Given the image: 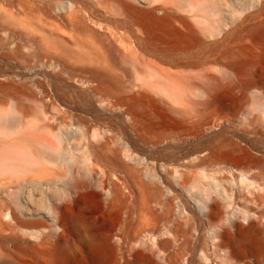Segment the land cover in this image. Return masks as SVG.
Segmentation results:
<instances>
[{
  "label": "rangeland",
  "instance_id": "rangeland-1",
  "mask_svg": "<svg viewBox=\"0 0 264 264\" xmlns=\"http://www.w3.org/2000/svg\"><path fill=\"white\" fill-rule=\"evenodd\" d=\"M74 10L78 18L71 16ZM133 13L138 19L130 17ZM148 13L159 19L151 21ZM262 22L264 0H0V108L9 110L0 123L4 132L0 134V174H4L0 175V264H49L39 251L54 248L64 235L60 208L75 207L83 195L89 199L85 208L89 216L100 224L111 222L109 237L121 264L132 260L136 251L150 255L156 264H238L221 246L220 235L236 225L264 229V165L259 160L242 167L219 163L191 171L188 161L197 165L212 153L198 145L169 150L166 157L152 156L175 165L163 172L171 186H163L159 198L141 193L124 175H117L123 180L119 181L106 173L102 164L90 159L82 135L64 145L61 153L53 152L64 168L61 176H27L23 182L2 184L9 176L2 160L8 144L28 138L33 129L23 134L21 126L32 123L45 101L61 109L90 111L95 103L109 116L125 113V123L112 120L114 127L128 139L137 137L151 145L182 143L217 132L223 134L213 141L214 151L223 141L226 149L248 152L240 136L264 152V84L243 87L264 67L261 42L248 32ZM228 33L235 36L224 42ZM142 39L179 54L168 60L147 54ZM218 40L224 44L208 45ZM87 48L108 54L110 62L80 58ZM60 55L67 56L62 64L56 59ZM233 62H243L245 71L237 72ZM88 67L100 75L85 71ZM226 88L235 101L234 106L227 102V108L215 102L217 93ZM129 97L136 99V118L126 112L129 102L123 101ZM18 105L25 113L18 112ZM72 127L80 129L67 124L58 127L57 135L75 131ZM119 143L110 148H118L121 157L132 162L137 147ZM14 153L19 154L11 150ZM224 166L235 172L221 173ZM160 167L144 161L139 168L158 182ZM185 176L191 180L180 187ZM114 183L126 197L115 205ZM196 201L207 213L219 204L220 214L213 223L204 224L200 215L187 211L186 205ZM166 203L172 207L167 217ZM16 217L32 225L21 226ZM129 225L135 229L132 237ZM165 240L173 242L172 250L161 248ZM75 241L79 243L78 238ZM258 256L255 264H264V247Z\"/></svg>",
  "mask_w": 264,
  "mask_h": 264
},
{
  "label": "bare ground",
  "instance_id": "bare-ground-1",
  "mask_svg": "<svg viewBox=\"0 0 264 264\" xmlns=\"http://www.w3.org/2000/svg\"><path fill=\"white\" fill-rule=\"evenodd\" d=\"M123 9L127 11L125 8ZM76 12L77 11L75 10L72 11L71 16L74 18H78ZM134 15L135 16L130 17L136 20L137 15ZM148 16L153 22H156L157 19H159L155 17L154 14L152 15V13H148ZM248 30L249 33L253 34L255 38L259 40V43L261 42L262 51L259 58L261 59L260 62L262 63L264 61V22L251 26ZM233 36H235V33H228L223 41H228ZM140 42L145 52L153 56H163L168 60L172 59L175 55L179 54V52L177 51H168L166 49H163L152 43L149 39H142L140 40ZM224 42H222L221 45L224 44ZM92 50L90 48L88 50H85L84 52L82 51L83 53L81 55L79 54L81 56L80 58H84V60L93 58L99 61L98 64L110 62L108 54L102 53V51H100L99 53L98 49H96L97 52H94ZM63 57L65 59L67 56L60 55L56 59L59 63L62 64ZM76 57H78V55ZM51 59H53V57ZM91 59L89 61L90 63H93L94 61H91ZM85 63H88V61ZM231 65L237 72L245 71L246 66L243 62H233ZM85 71H90L94 76L100 75L98 69H90L88 67L85 69ZM257 74V77L250 78L247 81L243 82V87L245 89H250L256 84H264L263 66L259 68ZM171 78L174 79L173 77ZM123 102H129V108L126 112L129 116H135L136 118V115H134V107L137 103L136 99L133 97H129L128 99L124 98ZM215 102L226 108L227 102H230L232 106L235 105V101L232 100L231 94L227 88L222 89L217 93L215 97ZM56 105L49 106L46 101L41 102V105L38 109V114L33 119L32 123L21 126L23 128V134H25L29 129H33L32 132L29 134L28 138L25 141L21 139L17 143L8 144V155H6V157L2 161L5 162L3 165L4 171L6 174H9V176H6L3 179L2 184L8 185L23 182L22 180H24L27 176L29 178H31L30 176H34V178L38 177L39 179L40 177L52 178L59 175L61 176V174H63L64 168L62 169L61 167H59V163L55 158V155H53V152L61 153L60 149L64 147V145L66 147V145L72 144V139L81 138L79 136L82 135V138L89 149L90 159H92L98 164H102V169L109 175H114L117 180H122L117 176L118 174L124 175V177L129 180L131 184L136 186L137 189L141 191V193H146L152 198H159L160 196H162L163 186L167 188L171 186L168 182V178L166 177V173L163 172H168L169 169L171 167H174L175 165L165 163L160 159H154L152 156L146 157L144 156V152L138 151L136 148L134 149L132 143L130 142V139L127 138V135L123 134L119 129H116V127H114L111 117L105 112H103L99 107H97V104L92 103L90 111H78L77 109H61L60 107L58 108ZM17 110L18 112L25 113L26 109L21 105H18ZM108 113H112V110ZM8 115V109L0 108V123ZM28 115L24 116L27 117ZM26 117L24 119H26ZM1 124L0 134L1 136H3L2 134L4 132L1 131ZM67 124L77 125L78 127H80V129L72 127L73 129H75V131H73L72 129H68L65 130L66 132L64 131L66 133L65 135H57L58 127L66 126ZM103 127H106L105 131H103ZM93 131L96 133L91 135V132ZM119 142H123L126 148L134 149V158L131 160L132 162H127L125 159H123L119 154L118 148H110L111 144L114 143L118 145L120 144ZM224 145L225 142L221 141L220 144L216 146L218 149L215 150L211 155L205 158H200L199 163L197 165H194L192 164V162L188 161L187 163L189 164L188 166H186L187 169L192 171V169L194 168H203L207 165H216L219 163H233L236 167H242L247 166L251 163L249 153L247 151L241 150L240 152V149L238 150V148L235 149L232 147H228L226 149L228 145H226V147ZM6 146L7 145H4L3 148H5ZM11 150L12 152H18L19 154H11ZM49 152H52V155H48ZM236 153L240 154L236 155ZM59 157H61V155ZM144 161H149V164H152L154 167H158V165L161 166L160 169L162 170V172L159 168L158 170L160 174H162V177L159 179L158 182H154L153 178L149 176V173L143 174V171L139 167ZM220 172L234 173L235 171L228 166H224L221 167ZM0 175L2 176L4 174ZM193 178L198 177L194 176ZM190 180L191 178L189 176H185L180 184V187H185V185L189 183ZM176 193L181 194V191L176 189ZM88 200V196L83 195L82 198L74 204V206L77 204L75 207H73L72 205H65L64 207L60 208L61 213L59 220L63 228L64 235L61 236L60 241L55 245L54 248H51L50 250L45 249L42 252L39 251V255L45 258H49V264H88L89 262H92L94 264H118V259L115 254V248L111 243L108 229V227L111 225L110 221L116 222L118 220L112 219L108 221L110 222L109 224H100L99 221L95 220L93 217L87 214L85 208L86 205L89 204ZM125 201L126 197L124 196L122 187L119 184L114 183L113 197L111 203L115 205L117 203H123ZM146 206L148 209L150 208L149 202L146 203ZM186 207L188 212L200 215L204 224H206L207 222L213 223V221L220 214L219 204L217 203L211 207L208 213L205 207L202 204H199L197 201L192 202L190 204V207L188 205H186ZM171 211L172 207L169 203H166L165 206L163 205V212L166 217L171 213ZM16 220L21 226L32 225V223H28L20 217H16ZM248 226L251 231L254 230L253 225ZM127 232L132 237L135 232L134 226L129 225L127 227ZM75 238L79 239V243L75 241ZM244 239L245 238H242L239 241L236 253L240 256L245 255L246 253H251L256 256L260 255V252L263 248L262 244H260V241L258 240V237L256 239H252L253 241L246 245ZM171 244L172 242L168 240L160 242L162 249H166L168 247V249H170ZM162 251L163 250H161V252ZM168 261L169 263H171L170 257H168ZM239 263L240 262H238V264ZM127 264L154 263L146 259L144 256L139 255L136 256L132 262H129Z\"/></svg>",
  "mask_w": 264,
  "mask_h": 264
},
{
  "label": "water",
  "instance_id": "water-1",
  "mask_svg": "<svg viewBox=\"0 0 264 264\" xmlns=\"http://www.w3.org/2000/svg\"><path fill=\"white\" fill-rule=\"evenodd\" d=\"M240 28V27H239ZM208 45L216 47L217 45H221V40L215 41V42H209ZM237 106V105H236ZM236 106L233 108L235 109ZM118 107L117 109H119ZM232 109V110H233ZM111 119L114 121L115 124L117 123H125L126 121V114L121 113V112H116L115 116L110 115ZM224 133H232L226 130ZM220 133L218 134L217 132H212L210 134H207L205 136L192 139V140H184L182 143H166V144H156V145H151L147 142H143L142 140L138 139L137 137L134 138H129L130 142L137 147L140 151L147 153L148 155H151L153 157H166L167 153L169 150H187L189 148H196L198 145L202 146L203 150H207L206 152L213 153L214 148L211 147L213 141H215L218 137L221 136ZM236 134V133H234ZM242 141L248 146V152H249V157L250 160H259L262 165H264V152L261 151L260 149H257L253 145V141L240 137ZM190 151L187 152V155L190 156ZM253 225L254 230H250L249 226H242V225H236L232 230L225 229L220 235L221 239V246L228 250L232 255L233 259L237 262H240L239 264H255L259 261L260 256L253 255L251 253H246L245 255H238L236 253L237 245L239 241L242 238H245V245L251 243L253 240L258 237V240L260 241V244H262V248L264 247V229H259L256 227L254 224ZM172 242L171 240H168ZM173 247V242L171 244L170 250H172ZM142 255L149 261L153 262L156 264L155 260L153 257L150 255H147L141 251H136L133 256L132 260H124L122 264H127L129 262H132L136 256ZM237 262V263H238ZM118 264H121V261L118 260Z\"/></svg>",
  "mask_w": 264,
  "mask_h": 264
}]
</instances>
